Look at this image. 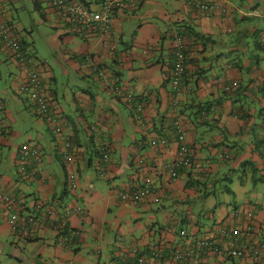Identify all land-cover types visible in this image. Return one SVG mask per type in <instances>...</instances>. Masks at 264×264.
<instances>
[{"label":"crops","instance_id":"crops-1","mask_svg":"<svg viewBox=\"0 0 264 264\" xmlns=\"http://www.w3.org/2000/svg\"><path fill=\"white\" fill-rule=\"evenodd\" d=\"M79 1L93 5L97 0ZM199 1L215 8L202 10L195 6ZM1 11L26 50L42 62L38 70L44 88L66 116L65 134L79 153L72 166H65L63 143L38 116L32 129L12 130L13 113L20 117L17 111L27 100L17 90L24 69L0 42V71L6 69L13 79L9 90L0 92L7 130L0 145V190L23 201L16 229L0 204V264H137L142 256L144 264H180L169 259L173 248H185L219 225L243 226L247 212L254 215V240L264 243V0H136L115 15L104 36L68 25L44 0H3ZM177 34L184 41L187 70L173 100L172 40ZM35 35L50 51L49 61L39 55ZM56 66L66 76L60 88ZM103 68L105 78L97 73ZM115 72L123 91L146 99L141 124L110 95L106 84ZM71 107L77 115L70 116ZM176 120L202 167L179 169L171 178L162 168L178 154ZM87 125L98 131L90 134ZM159 138L168 141L162 152L149 144ZM29 142L42 147V162L30 161L26 169L36 178L25 182L15 157ZM106 143L110 157L101 161L95 149ZM137 158L145 161L143 174ZM70 172L77 176L73 194L64 192ZM131 181L148 187L143 202L119 196ZM69 200L71 207L78 203L86 210L85 216L68 217L70 229L77 232L71 246L56 244L49 219L30 237L20 236L21 230L34 227L29 217L39 203L62 211ZM181 230L186 236H180ZM151 250L163 259H150ZM197 254L187 264H254L251 256Z\"/></svg>","mask_w":264,"mask_h":264},{"label":"built area","instance_id":"built-area-1","mask_svg":"<svg viewBox=\"0 0 264 264\" xmlns=\"http://www.w3.org/2000/svg\"><path fill=\"white\" fill-rule=\"evenodd\" d=\"M48 5L53 7L56 11L58 18L73 22L78 25L81 32H85L87 35H107L111 29L112 22L115 15L124 10L126 5H130L136 0H99L95 1L93 5H87L79 0H44ZM195 6L202 10L210 11L215 8L213 3L208 2H195ZM1 8H3V0H0V42L3 47L8 51L10 56L15 62L23 67L24 76L18 87V94L23 95L26 99H30L33 103L35 110L41 115L40 118L48 122L56 138L63 141V151L60 155L65 166H72L74 164L75 156L78 152L75 143L65 134V128L67 120L62 115V111L58 108L54 102H49L44 92L43 75L38 70V67L42 62L36 59L34 56H28L26 51L23 50L13 29L5 22L1 16ZM173 53L175 58L173 68V83L174 87L180 86L181 77L186 71V53L183 38L177 34L172 40ZM102 74V73H101ZM237 87V84L233 85ZM116 92L121 90L116 87ZM122 89V88H121ZM229 89V88H227ZM178 90V89H177ZM127 100H131V94L127 95ZM142 105H136V111L142 113ZM5 112V105L0 99V145L1 141L7 136V130L2 122L1 115ZM138 123L143 122V118L136 117ZM174 128L176 132V140L178 143V154L175 159L169 164L163 166V170L171 178L178 176V170L182 168L196 169L202 167V164L196 159L195 150L190 147L187 139V132L182 127L181 123L176 120L174 122ZM150 146L158 152H162L167 145L168 141L165 138H159L158 140H151ZM110 144H106L101 148L100 160L107 161L110 157ZM41 149L37 144L29 142V144H23L16 152L15 163L18 169V174L23 180L30 181L35 177L33 170L26 169L30 166V161H34L35 165H39L42 162ZM136 165L138 166V173L143 174L145 167V161L142 158L136 159ZM102 176V172L100 173ZM69 184L72 190L77 188V176L70 172ZM146 182H149L146 180ZM148 187H141L134 181L129 182L124 188L119 189L118 193L121 199L125 201H131L134 204L143 202L146 196L149 194ZM0 204L2 205L5 213L9 216V224L14 228L17 222L21 221L20 211L18 208H22L23 201L14 198L11 195H7L0 190ZM49 220L52 228L57 233L59 244L65 245L70 243L71 238L77 232L70 231V234L63 233V229L67 227V217L70 215L85 216L86 210L78 205L74 207H66L62 211L56 207H49ZM63 214V215H62ZM247 222L245 225L227 229L224 225L215 227L214 231L206 234L198 235L193 239V242L185 248L175 247L169 253V259L175 260L180 264H187L188 261L196 256L197 251H204V253H210L218 257L223 258H237L252 257L254 264H264V243L254 240L253 225L254 215L252 212L246 213ZM32 220V221H31ZM30 223L34 225L30 230L25 231L30 233L34 231L36 227H42L43 222L39 219H32ZM26 221L25 219L23 220ZM180 236H186V231L181 230ZM149 258L161 260L163 254L156 250H151ZM145 257L137 259V264H144Z\"/></svg>","mask_w":264,"mask_h":264},{"label":"trees","instance_id":"trees-1","mask_svg":"<svg viewBox=\"0 0 264 264\" xmlns=\"http://www.w3.org/2000/svg\"><path fill=\"white\" fill-rule=\"evenodd\" d=\"M97 1H99V0H97ZM7 4H8V2H7ZM86 4V3H85ZM87 5H89V4H87ZM4 18V20H5V22L14 30V26H13V22H12V20H10V19H8V18H6L5 16H3ZM68 23V25H71V22H67ZM195 35V34H194ZM15 36H16V34H15ZM16 38H17V36H16ZM17 41L19 42V44L21 45V47L23 48V50L24 51H26V44L22 41V40H20V39H18L17 38ZM27 53V55L28 56H31L32 54H30V52H29V50H27L26 51ZM185 53H186V51H185ZM174 54V53H173ZM174 63H175V60H174ZM174 63H173V68H174ZM186 63H187V61H186ZM173 68H172V72H171V88H172V95H173V100H175L176 99V97H177V94L179 93V86H178V88H175L174 86V83H173V75H174V73H173ZM107 69H102L101 71L100 70H98V76L99 77H106V75L104 76V73H105V71H106ZM187 70V69H186ZM102 73V74H101ZM185 73H186V71H185ZM185 73H184V75H185ZM96 74V73H95ZM100 74V75H99ZM183 75V76H184ZM120 74L118 73V72H115L114 73V76L112 77V82L110 83H108V84H106V86H111V91L113 92L112 94H110V95H112L115 99H117V101H119L121 104H123V105H126V106H128L129 107V111H130V117L135 121V123H138L137 122V119H136V117L137 116H139L140 118L142 117L143 118V111H144V109H145V105H146V99L143 97V96H138V95H136V94H134V93H132V92H125V91H123L121 88V79H120ZM183 76L181 77V82H182V78H183ZM180 82V83H181ZM43 83H44V79H43ZM42 83V85L44 86V84ZM238 84V83H237ZM180 86H181V84H180ZM116 87H118L121 91L120 92H116ZM178 89V90H177ZM106 90V89H105ZM44 92H45V95H46V98H47V100L49 101V102H54L55 100H54V98H51L49 95H48V93H47V90L44 88ZM128 94H131V100L130 101H128L127 100V95ZM3 101V100H2ZM3 103H4V101H3ZM31 103V102H30ZM54 103H56V102H54ZM57 104V103H56ZM137 104H140V105H142V113H140V112H137L136 111V105ZM31 105H32V108L34 109V112H35V114H37L38 116H40L41 114L37 111V110H35V107H34V105H33V103H31ZM197 113H198V111H197ZM197 113H195L196 115H197ZM65 118H66V116H65ZM44 120V119H43ZM66 120H67V118H66ZM68 122V121H67ZM88 127L86 128V130L90 133V134H93L94 133V131L95 132H97L98 131V129L96 130L95 129V127L94 126H92V125H87ZM50 130H52V128L50 127ZM55 134V133H54ZM56 136V135H55ZM106 144H110V143H106ZM105 144V145H106ZM101 147H103V144L102 145H100L98 148H96L95 149V151L96 152H100V154H101ZM76 149H78V148H76ZM79 153V151L77 152V154ZM76 154V155H77ZM76 157V156H75ZM63 162V161H62ZM64 163V162H63ZM70 175V174H69ZM35 178L36 177H34L33 179H30V181H33V180H35ZM69 177H68V175H66L65 176V187H64V192L65 193H70V191H72V189H71V187H70V184H69V179H68ZM23 181H27V180H23ZM30 181H27V182H30ZM78 187V186H77ZM76 190V189H75ZM74 190V191H75ZM52 205H45V203H44V205L43 204H38V207H37V210H36V212L33 214V216H31V218L32 219H39V221L40 222H45L47 219H49L48 218V216H49V210H50V208L49 207H51ZM39 215H42V217H40ZM63 215V214H62ZM31 218L29 217V220H31ZM67 219H68V217H67ZM68 221H67V223H66V225H67V227L66 228H64L63 229V233L64 234H66V235H68V234H70V231H72L71 229H70V227H69V225H68ZM14 229H16V226L14 227ZM35 230H37V228L36 229H34V231L33 230H31L30 231V233H26L25 231H22L21 230V233H20V236L21 237H30L33 233H35L36 231ZM73 232V231H72ZM74 238H75V234L73 235V237L71 238V241H70V243L68 244H66L65 245V247L67 248V247H69V246H71L73 243H74ZM56 242V244L57 245H59V246H63V245H61V244H59V240L57 241H55ZM64 246H63V248H65ZM197 255L199 256L200 254H204V251L202 252V251H200V250H198L197 251ZM163 258H161V260H162Z\"/></svg>","mask_w":264,"mask_h":264},{"label":"rangeland","instance_id":"rangeland-1","mask_svg":"<svg viewBox=\"0 0 264 264\" xmlns=\"http://www.w3.org/2000/svg\"><path fill=\"white\" fill-rule=\"evenodd\" d=\"M36 39V40H35ZM34 40L36 41V43H35V47H36V49H37V51H38V53H39V55L41 56V57H43L44 59H46V60H50L49 58H50V51L47 49V47L44 45V43H42V41L39 39V38H37V36L35 35L34 36ZM50 63H52L51 61H50ZM56 69V71H57V74H58V79H59V83H58V87L60 88L61 87V83H63V82H65L66 80H65V77L66 76H64V75H62L61 74V68L59 67V66H56L55 67ZM3 70H5V72L3 71ZM0 72H3V79H0V92H2V91H7V90H9V86H10V84H11V82H13V79L11 78V77H9V74H7L6 73V69H2ZM43 75V74H42ZM70 75H75L74 73H71ZM44 76V75H43ZM0 78H1V76H0ZM80 85H82V84H80ZM91 88H93V87H91ZM68 95V94H67ZM4 96V95H3ZM23 96V95H22ZM6 97H8V95L6 96ZM28 102L30 103V99H27V100H25V102H24V106L25 107H23V108H20L18 111H17V113L19 112L20 114H21V116L19 117V116H17V114L14 112L13 113V118L11 119V125H10V127L12 128V130H22V129H24V130H30V129H32L31 127L34 125V122H35V119L37 118V114H35V112H34V110L31 108H29V104H28ZM9 107H11L10 106V103H9V105H8ZM69 114H70V116H74V115H77L78 113L76 112V110H74L72 107H71V110L69 111ZM38 117H40V116H38ZM82 124V123H81ZM33 131V130H32ZM40 131H42L43 133L45 132L43 129L42 130H40ZM34 132V131H33ZM35 136L37 135V131H35ZM45 135H46V132H45ZM7 137V136H6ZM5 137V138H6ZM47 137L49 138L50 137V135L47 133ZM47 137H44V140H43V143H46L45 141H47ZM59 141H61V143H63V141L61 140V139H59ZM19 143H20V141H19ZM38 145V144H37ZM39 146V145H38ZM40 147V146H39ZM42 147H40V149H41ZM41 150H43V149H41ZM3 154H7L8 153V151L7 150H3V152H2ZM95 151L94 150H92L91 151V156H92V158H94L95 157ZM56 166V165H55ZM12 169V168H11ZM95 181V180H94ZM90 187H91V185H90ZM74 190H72V191H70V194H73L74 192H73ZM71 202V200H69V201H67V205L68 206H70L72 203H70ZM70 203V204H69ZM75 205H78V203H76ZM79 206V205H78ZM198 208H199V205L197 204V205H195L194 207H193V211L194 212H197L198 211ZM19 221H20V219H19ZM18 221V222H19ZM1 264H11V262H7V261H2L1 262Z\"/></svg>","mask_w":264,"mask_h":264},{"label":"clouds","instance_id":"clouds-1","mask_svg":"<svg viewBox=\"0 0 264 264\" xmlns=\"http://www.w3.org/2000/svg\"><path fill=\"white\" fill-rule=\"evenodd\" d=\"M57 139V138H56ZM58 140V139H57ZM77 189V188H76ZM68 207H70V206H68ZM71 216V215H70ZM69 217V216H68ZM149 253H150V251H149ZM149 255V254H148ZM140 258V257H139ZM150 259H152V258H150Z\"/></svg>","mask_w":264,"mask_h":264}]
</instances>
